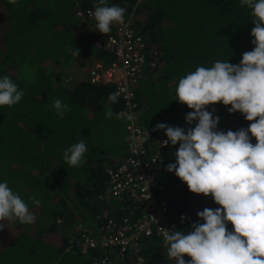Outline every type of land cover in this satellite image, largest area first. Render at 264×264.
<instances>
[{"label":"trees","instance_id":"16d2710c","mask_svg":"<svg viewBox=\"0 0 264 264\" xmlns=\"http://www.w3.org/2000/svg\"><path fill=\"white\" fill-rule=\"evenodd\" d=\"M70 1L0 0V76H9L24 93L17 104L0 106V181H7L36 216L31 224L2 222L0 264H91L98 255L65 252V238L75 222L94 217L103 208L97 198L107 181L106 169L110 157L122 150L124 125L118 111L123 103L110 101L111 85L65 82L63 71L74 62L79 67L90 62V54L112 61L111 54L91 49V35L76 17L79 8L95 10L98 0H76V5ZM107 4L132 15L150 51L148 63L155 64L147 66L135 89L139 120L154 134L165 136L163 130L153 131L161 122L189 127L185 115L192 110L175 100L180 78L217 60L238 64L242 54L254 48L251 10L239 0H107ZM76 48L79 56L73 54ZM56 99L68 105L63 118L52 107ZM229 107L220 102L206 106L220 117L218 130L247 128L251 122L239 112L229 113ZM82 138L88 148L84 162L71 167L64 152ZM178 146L164 149L158 177L170 195L172 218H190L179 223L178 230L186 231L198 211L219 205L211 194L191 193L166 170L175 162ZM32 197L40 200L38 207ZM115 212L116 217L122 213ZM228 229L232 230L230 223ZM140 255L145 264H175L155 236L142 241Z\"/></svg>","mask_w":264,"mask_h":264},{"label":"clouds","instance_id":"9594fccd","mask_svg":"<svg viewBox=\"0 0 264 264\" xmlns=\"http://www.w3.org/2000/svg\"><path fill=\"white\" fill-rule=\"evenodd\" d=\"M10 2L16 4L18 0ZM239 3L251 10L253 50L244 52L238 64L217 60L210 67H197L180 78L175 100L192 110L185 115L189 127L161 122L153 129L163 130L167 137L161 146L179 145L174 153L175 162L169 163L166 170L174 172L191 193L205 197L211 194L213 202L219 205L198 211L191 230L164 232L167 256L175 264H264V0ZM125 11L118 5L109 6L107 0H98L91 13L96 30L109 33L113 23H123ZM73 54L79 56V49ZM23 95L9 76H0V106H13ZM117 96L118 93L110 94V101L116 102ZM217 102L230 105L229 113H241L251 122L249 126L236 131L218 130L220 117L213 114L214 109H206ZM52 107L60 118L68 109L60 99L54 100ZM193 122L195 126L191 127ZM253 137L255 143L251 142ZM87 150L82 138L64 152L63 159L69 166L78 167ZM117 156L111 157L107 169ZM31 199L34 205H40L39 199ZM185 219L190 218L181 217V221ZM5 220L31 224L36 216L7 181H0V229L5 228ZM90 220L93 217L86 216L75 222L66 242L70 236H76L77 223L91 227ZM229 223L232 230L228 229Z\"/></svg>","mask_w":264,"mask_h":264},{"label":"built area","instance_id":"2783aa9c","mask_svg":"<svg viewBox=\"0 0 264 264\" xmlns=\"http://www.w3.org/2000/svg\"><path fill=\"white\" fill-rule=\"evenodd\" d=\"M92 12L77 9L76 17L89 31L93 48L111 54L112 61H95L87 70V78L70 76L65 82L86 80L92 85L113 86V93H118L117 99L123 103L118 115L126 122V152L114 157L106 171V186L98 197L103 204L101 212L89 221L91 227L82 222L75 225L76 236L68 238L66 252L76 250L87 257L98 253L91 264H145L140 255L142 241L155 236L167 246L164 232L178 230L182 222L170 215V195L157 176L168 146H161V142L167 138L152 133L139 120L135 89L147 66L154 68L155 64L148 63L150 51L131 14H125L123 23H113L111 31L102 34L96 30ZM116 210L122 212L119 217L114 215Z\"/></svg>","mask_w":264,"mask_h":264},{"label":"rangeland","instance_id":"374dc122","mask_svg":"<svg viewBox=\"0 0 264 264\" xmlns=\"http://www.w3.org/2000/svg\"><path fill=\"white\" fill-rule=\"evenodd\" d=\"M75 64H72L67 70H64L63 71V74H64V80L69 78L70 76H80L77 74L76 72V69H80L82 70V73H84V71H87L89 69L90 66H88V64H84L83 66L79 67L77 64H76V68L74 66ZM122 122V125H124L123 121ZM123 133H125L123 131ZM124 135L123 134V142H122V150L119 152V154H116L114 156H117V155H123L125 153V140H124ZM90 145H92V141L90 142Z\"/></svg>","mask_w":264,"mask_h":264},{"label":"crops","instance_id":"0c3cea01","mask_svg":"<svg viewBox=\"0 0 264 264\" xmlns=\"http://www.w3.org/2000/svg\"><path fill=\"white\" fill-rule=\"evenodd\" d=\"M73 4H77V1L76 0H71L70 2H69V5H73ZM79 9H81V8H79ZM93 10V9H92ZM91 39H92V37H91ZM90 47H91V49H93L94 50V48H93V46H92V41H91V44H90ZM96 50V49H95ZM96 51H101V50H96ZM105 52V51H104ZM88 60H90V62H86V64H88V66H90L92 63H94L95 61H100V60H104V61H106V62H109V61H107V60H105V59H103V58H98V57H96L95 55H93V54H90V58L88 59ZM73 64H75L74 66H75V68H76V64L79 66V63L78 62H74ZM76 72H77V74L78 75H80L81 77H84V78H87V71H84V73H82V70H80V69H76ZM86 81V80H85ZM119 100V99H118ZM123 122H124V125L126 124V122H125V120L123 119ZM123 134H125V133H123ZM124 140H125V135H124ZM110 159H111V157H110ZM184 259H185V257H184Z\"/></svg>","mask_w":264,"mask_h":264}]
</instances>
